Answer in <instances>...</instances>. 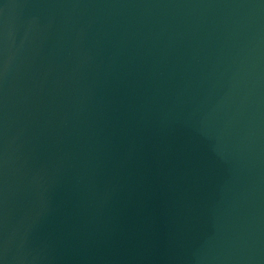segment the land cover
Returning a JSON list of instances; mask_svg holds the SVG:
<instances>
[{
  "label": "water",
  "instance_id": "95a60500",
  "mask_svg": "<svg viewBox=\"0 0 264 264\" xmlns=\"http://www.w3.org/2000/svg\"><path fill=\"white\" fill-rule=\"evenodd\" d=\"M0 264H264V0H0Z\"/></svg>",
  "mask_w": 264,
  "mask_h": 264
}]
</instances>
